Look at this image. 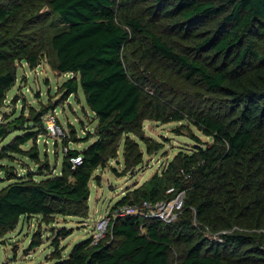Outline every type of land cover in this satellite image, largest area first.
Instances as JSON below:
<instances>
[{"label":"trees","instance_id":"16d2710c","mask_svg":"<svg viewBox=\"0 0 264 264\" xmlns=\"http://www.w3.org/2000/svg\"><path fill=\"white\" fill-rule=\"evenodd\" d=\"M43 40L53 69L72 75L62 88L69 97L81 89L97 121L83 138L72 127L66 148L96 141L69 147L58 172L37 144L52 106L4 115L0 161L26 156L38 173L0 164L9 183L0 190V246L26 218H87L91 182L122 145L125 172L143 165L140 142L149 155L160 150L146 121L188 122L212 142L196 138L192 152L107 213L185 192L177 220L114 218L104 239L57 253L55 264H264V0H0V111L19 69L40 66ZM71 234L59 232L54 248ZM42 244L34 235L32 249Z\"/></svg>","mask_w":264,"mask_h":264},{"label":"rangeland","instance_id":"374dc122","mask_svg":"<svg viewBox=\"0 0 264 264\" xmlns=\"http://www.w3.org/2000/svg\"><path fill=\"white\" fill-rule=\"evenodd\" d=\"M45 42L43 40L40 66L31 70L25 64L19 69V81L8 95V107L0 111V120L5 114L10 115L12 119L17 118L23 111L29 117L30 113L35 110L40 111L44 107L52 106V113L58 115L63 135L61 138L40 136L37 144L41 160L48 157L52 168H56L59 172L69 147L84 151L96 141L93 139L79 144L72 141L67 149L65 140L69 138L72 127L75 128L77 136L83 138L87 131H93L96 128L97 121L87 106L81 89L78 95L69 97L62 88L72 75H61L53 69L55 55L48 41ZM15 100L20 101L16 102V107L13 103ZM13 107L16 110L15 116L12 113ZM144 131L147 138L161 146L160 150L149 155L146 152V144L139 141L144 153L143 165L125 172L122 145L118 159L111 161L106 168L96 172V175L101 176L100 182H91L92 195L89 202L90 213L87 218L56 217L51 219L50 223L43 222L41 217L24 219L13 232L5 236L4 243L0 246V264H55V258L59 252L64 257H68L76 245L94 236L97 221L112 211L114 205L125 194L140 188L155 174L160 173L180 152H192L200 144L196 138L202 143L212 142L211 138L188 122L163 124L146 121ZM18 134L20 133L12 135L2 146L7 145ZM32 144L33 142L30 141L22 148L24 151L31 150ZM0 164L15 168L20 175L27 171L37 172L35 164L26 156L16 155L13 160H2ZM6 180L5 174L0 172V190L9 184ZM64 229L70 230L72 234L66 238H60V246L55 249L53 242L57 239L58 233ZM39 234L43 237V244L32 249L33 237Z\"/></svg>","mask_w":264,"mask_h":264},{"label":"built area","instance_id":"2783aa9c","mask_svg":"<svg viewBox=\"0 0 264 264\" xmlns=\"http://www.w3.org/2000/svg\"><path fill=\"white\" fill-rule=\"evenodd\" d=\"M45 127L47 130V137H59L63 135L62 128L58 124V115L50 113L45 118ZM75 165L82 163V158L78 157L72 160ZM185 206V192L177 195L172 201L150 202L144 201L142 204L125 205L117 208L113 216L106 214L101 217L96 224L95 234L93 236L94 244L104 239L110 223L114 218H123L129 216H138L145 220H159L166 224H170L177 220L182 213Z\"/></svg>","mask_w":264,"mask_h":264}]
</instances>
